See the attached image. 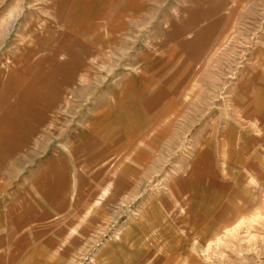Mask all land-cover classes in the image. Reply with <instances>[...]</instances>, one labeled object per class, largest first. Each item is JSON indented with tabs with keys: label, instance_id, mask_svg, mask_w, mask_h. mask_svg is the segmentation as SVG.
<instances>
[{
	"label": "rangeland",
	"instance_id": "1",
	"mask_svg": "<svg viewBox=\"0 0 264 264\" xmlns=\"http://www.w3.org/2000/svg\"><path fill=\"white\" fill-rule=\"evenodd\" d=\"M74 51H85L78 54L84 65L66 86L69 79H54L53 62ZM40 60L44 68L52 63L46 79H29L43 70L33 66ZM8 71L22 72L0 79L7 83L0 119L7 103L18 102L33 123L43 116L34 109L39 97L44 108L54 102L43 122L52 146L108 94L114 101L128 77L150 72L154 78L141 82L157 85V109L147 106L150 95L138 102L143 123H158V147L141 172L143 190L163 193L168 173L176 188L189 174L207 181L212 168L226 180L221 194L200 187L193 198L187 187L176 195L174 264H264V0H0V74ZM203 149V172L190 173ZM235 162L239 171L225 167ZM246 175L257 177L246 182ZM107 238L96 239L90 254Z\"/></svg>",
	"mask_w": 264,
	"mask_h": 264
},
{
	"label": "crops",
	"instance_id": "2",
	"mask_svg": "<svg viewBox=\"0 0 264 264\" xmlns=\"http://www.w3.org/2000/svg\"><path fill=\"white\" fill-rule=\"evenodd\" d=\"M80 53L85 51L55 60L54 79H69L66 86L78 79L84 65ZM33 66L43 70L27 77L46 79L43 62ZM22 71L3 72L0 79L8 83ZM142 78L154 77L150 72L131 75L130 82L128 77L119 93L116 90L114 101L108 94L103 105L87 112L83 122L55 146L48 144V123H43L51 106L56 108L54 102L44 108L39 97L34 109L43 111V116L35 117L33 123L28 121L27 108L17 106L18 102L6 104L7 117L0 119V264H174L176 195L184 197L187 187L193 198L200 187L218 188L221 194L226 180L215 177L212 168L207 181L189 174L177 179L176 188L168 173L163 193L154 187L143 190L142 173L158 147V123H143L138 101L143 94L150 95L147 106L157 109L159 89L142 84ZM7 83H0V93ZM13 84L23 88L25 83L15 79ZM123 93L128 100L120 105ZM0 103L4 105L3 99ZM124 109L128 116L119 115ZM204 152L197 151L190 173L203 172ZM243 154L242 149L236 152L242 156L238 163L244 162ZM224 160L225 156L220 171L225 170ZM233 166L225 164L228 170L239 171L236 162ZM256 177L246 175L245 180ZM102 234L108 238L90 254Z\"/></svg>",
	"mask_w": 264,
	"mask_h": 264
}]
</instances>
